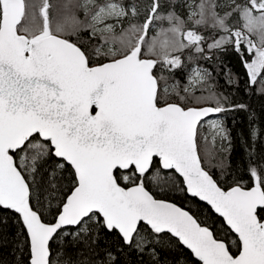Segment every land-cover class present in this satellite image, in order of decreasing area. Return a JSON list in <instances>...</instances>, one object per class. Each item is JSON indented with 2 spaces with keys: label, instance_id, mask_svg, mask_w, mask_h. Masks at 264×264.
I'll use <instances>...</instances> for the list:
<instances>
[{
  "label": "snow or ice",
  "instance_id": "1",
  "mask_svg": "<svg viewBox=\"0 0 264 264\" xmlns=\"http://www.w3.org/2000/svg\"><path fill=\"white\" fill-rule=\"evenodd\" d=\"M0 264H264V0H0Z\"/></svg>",
  "mask_w": 264,
  "mask_h": 264
}]
</instances>
